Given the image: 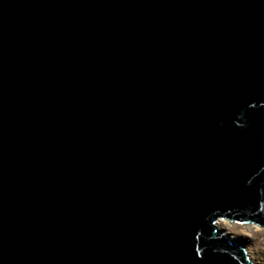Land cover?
I'll use <instances>...</instances> for the list:
<instances>
[{"label":"water","instance_id":"water-1","mask_svg":"<svg viewBox=\"0 0 264 264\" xmlns=\"http://www.w3.org/2000/svg\"><path fill=\"white\" fill-rule=\"evenodd\" d=\"M264 0H0V264H252Z\"/></svg>","mask_w":264,"mask_h":264},{"label":"rangeland","instance_id":"rangeland-1","mask_svg":"<svg viewBox=\"0 0 264 264\" xmlns=\"http://www.w3.org/2000/svg\"><path fill=\"white\" fill-rule=\"evenodd\" d=\"M217 228L232 242L241 245L252 264H264V226L221 219Z\"/></svg>","mask_w":264,"mask_h":264},{"label":"bare ground","instance_id":"bare-ground-1","mask_svg":"<svg viewBox=\"0 0 264 264\" xmlns=\"http://www.w3.org/2000/svg\"><path fill=\"white\" fill-rule=\"evenodd\" d=\"M221 219H225V218H218V219H216V221H215V226H216V223H218V221L219 220H221ZM227 220V219H226ZM217 227V226H216ZM250 260V259H249ZM251 261V260H250Z\"/></svg>","mask_w":264,"mask_h":264}]
</instances>
